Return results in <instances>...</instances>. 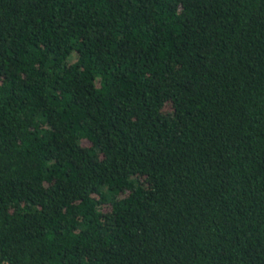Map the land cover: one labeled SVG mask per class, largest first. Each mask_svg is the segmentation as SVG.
Segmentation results:
<instances>
[{
  "label": "trees",
  "instance_id": "1",
  "mask_svg": "<svg viewBox=\"0 0 264 264\" xmlns=\"http://www.w3.org/2000/svg\"><path fill=\"white\" fill-rule=\"evenodd\" d=\"M0 264H264V0H0Z\"/></svg>",
  "mask_w": 264,
  "mask_h": 264
}]
</instances>
